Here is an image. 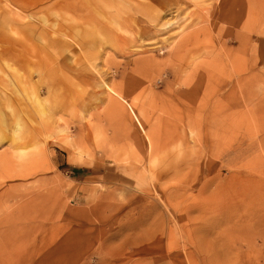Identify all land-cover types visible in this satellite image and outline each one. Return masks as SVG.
<instances>
[{"label":"rangeland","instance_id":"rangeland-1","mask_svg":"<svg viewBox=\"0 0 264 264\" xmlns=\"http://www.w3.org/2000/svg\"><path fill=\"white\" fill-rule=\"evenodd\" d=\"M0 264H264V0H0Z\"/></svg>","mask_w":264,"mask_h":264},{"label":"crops","instance_id":"crops-1","mask_svg":"<svg viewBox=\"0 0 264 264\" xmlns=\"http://www.w3.org/2000/svg\"><path fill=\"white\" fill-rule=\"evenodd\" d=\"M117 94V93H116ZM121 97V96H120ZM122 99H124L123 97H121ZM118 99V98H117ZM125 100V99H124ZM121 101V100H120ZM126 101V100H125ZM122 102V101H121ZM123 103V102H122ZM126 103H127V101H126ZM126 103H124L125 105H127ZM130 105V104H129ZM131 106V105H130ZM111 108H112V110H114V112L117 114V115H120V116H122L124 119H128V117H129V119L131 120V121H134L135 119H133V117H132V115L130 114V112H129V110H128V117H125L124 116V108H123V106L122 105H120L118 102H115V101H111ZM127 109H129V108H127ZM133 109V108H132ZM135 110V107H134V109H133V111ZM134 113H135V115H136V118L138 119V122H139V124H140V127L138 126V124L135 122V124L137 125V127L139 128V130L141 131V130H143V132L141 131V133L142 134H144L145 136H146V132L145 131H147V130H145L144 129V127H143V125H142V123H141V121H140V119H139V117L140 116H138L137 115V113H136V111H134ZM141 128V129H140Z\"/></svg>","mask_w":264,"mask_h":264},{"label":"bare ground","instance_id":"bare-ground-1","mask_svg":"<svg viewBox=\"0 0 264 264\" xmlns=\"http://www.w3.org/2000/svg\"><path fill=\"white\" fill-rule=\"evenodd\" d=\"M108 89V92L111 93L112 95H114L116 98H118L119 100H121L123 103H126V101L124 99H122L118 94H116L114 91H112L111 89L107 88ZM129 110H130V113L132 114L133 118L135 119L136 123L138 124V126L140 127V124L138 122V119L136 118L131 106L126 103ZM141 129V128H140ZM239 231V230H238ZM221 253V252H220ZM221 255V254H220ZM222 256V255H221Z\"/></svg>","mask_w":264,"mask_h":264}]
</instances>
